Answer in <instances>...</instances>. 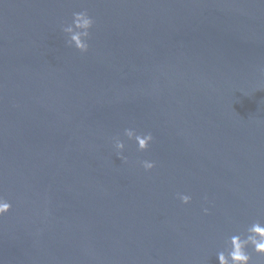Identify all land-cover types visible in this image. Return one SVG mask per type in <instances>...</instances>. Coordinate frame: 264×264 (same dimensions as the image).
<instances>
[{"label":"water","instance_id":"water-1","mask_svg":"<svg viewBox=\"0 0 264 264\" xmlns=\"http://www.w3.org/2000/svg\"><path fill=\"white\" fill-rule=\"evenodd\" d=\"M0 195V264H218L264 219V0H0Z\"/></svg>","mask_w":264,"mask_h":264},{"label":"clouds","instance_id":"clouds-1","mask_svg":"<svg viewBox=\"0 0 264 264\" xmlns=\"http://www.w3.org/2000/svg\"><path fill=\"white\" fill-rule=\"evenodd\" d=\"M94 23V19L87 10L73 12L71 22H66L61 27L62 32L66 35L67 46L74 47L81 53L88 52L91 29ZM124 136L128 140L135 141L137 150L141 152L148 150L154 139L151 132L138 133L133 128H126ZM113 140L117 156L122 161H126L127 158L123 156L124 141L119 136L114 137ZM141 164L145 171L156 166L155 162L150 160H143ZM177 196L185 205L192 200L188 194L178 193ZM11 209V202L0 195V217L10 212ZM204 211L207 213L208 209L205 208ZM223 244L224 247L216 253L218 264H254L252 253L264 257V219L253 220L242 231L228 235L224 238Z\"/></svg>","mask_w":264,"mask_h":264}]
</instances>
